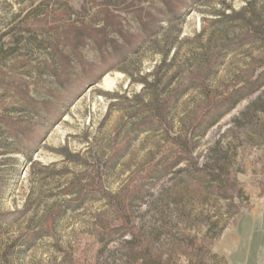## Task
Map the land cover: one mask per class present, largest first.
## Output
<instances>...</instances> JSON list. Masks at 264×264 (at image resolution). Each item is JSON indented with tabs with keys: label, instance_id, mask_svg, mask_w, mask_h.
<instances>
[{
	"label": "rangeland",
	"instance_id": "1",
	"mask_svg": "<svg viewBox=\"0 0 264 264\" xmlns=\"http://www.w3.org/2000/svg\"><path fill=\"white\" fill-rule=\"evenodd\" d=\"M0 264H264V0H0Z\"/></svg>",
	"mask_w": 264,
	"mask_h": 264
},
{
	"label": "bare ground",
	"instance_id": "2",
	"mask_svg": "<svg viewBox=\"0 0 264 264\" xmlns=\"http://www.w3.org/2000/svg\"><path fill=\"white\" fill-rule=\"evenodd\" d=\"M115 84V83H114ZM104 86L113 87V81L106 79L104 81ZM105 88V87H104ZM107 90V89H106ZM109 90V89H108Z\"/></svg>",
	"mask_w": 264,
	"mask_h": 264
}]
</instances>
